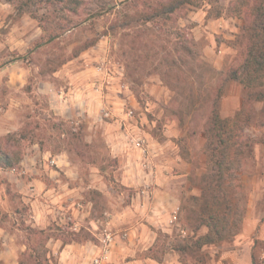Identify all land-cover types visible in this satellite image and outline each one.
<instances>
[{"label":"rangeland","instance_id":"rangeland-1","mask_svg":"<svg viewBox=\"0 0 264 264\" xmlns=\"http://www.w3.org/2000/svg\"><path fill=\"white\" fill-rule=\"evenodd\" d=\"M162 1L83 0L75 14L72 10L57 13L45 0H0V142L10 134L9 146L17 147L24 160L40 148L63 154L70 163L74 174L69 176L62 172L60 178L66 191L73 190L66 196V204L72 205L68 210L71 217L66 215L67 218L59 223L62 226L56 223L52 226L64 229L60 234L73 231L71 227L78 222L73 207L76 210L91 208L93 218H103L105 210L111 209L114 213L130 206L138 190L152 188V184L138 187L124 184L122 178L131 175L127 165L137 161L161 165L159 177L173 178L168 186L179 198L178 210L170 212L174 216H171L169 228L150 226L156 238L141 256L150 255L161 264H167L175 260L172 255L175 253V264H202L196 253L177 251L172 246L176 241L196 238L206 231V228L195 231L186 219L187 214L195 216L190 212L197 207L192 196L199 192L189 173L205 163L203 134L216 95L219 93L222 97L232 91L227 75L240 64L246 42L242 30L244 21L233 13L245 0H200L197 5L186 4L171 17L145 20L144 13ZM199 12H206L207 18H231L238 27L231 39H221L228 49L221 71L215 70L202 56L204 46L214 41L206 32L200 37L196 32ZM218 12L221 13L219 17L216 16ZM42 19L48 27L46 32L39 25ZM62 24L66 28H61ZM97 33L101 36L98 43L73 57L74 51ZM50 34L57 36L37 46L45 40L41 36L47 38ZM87 62L110 68L121 77L127 94L112 107H120L123 115L132 110V116H116L114 108H110L112 116H105L103 110L99 113L100 119L95 121L87 115H78L77 105L73 103L81 98L74 99L69 111L60 99H55L57 95H49L51 88L59 91L62 87H71L70 83L74 79L77 81L76 73L82 63ZM65 64H69L68 69ZM260 89L264 91V85ZM234 90L243 95L237 112L244 115V136L252 147L251 153L243 154V166L239 171L242 187L236 193L238 208L246 206L247 209L250 184L247 185L243 177L257 174L264 177V98L248 100L245 88ZM175 129L179 131L172 134ZM140 137L145 140L144 147L149 149L146 152L135 144ZM169 138L178 145L179 151L158 155L160 144L168 142ZM149 143L153 145L150 147ZM177 155L187 164L171 169L165 161ZM132 170L134 176L139 172ZM181 173L188 175L176 178L175 175ZM3 175L0 173V181ZM45 180L50 184L48 178ZM20 200V195H8V209L20 207ZM169 201V197L162 198L165 205ZM31 214L30 210L28 215H23L26 224H31ZM0 220H6L2 224L9 231L19 228L13 225V220L2 216L1 211ZM20 230V241H26V231ZM235 234L226 239V246L232 243ZM217 244L201 250L207 264H215L223 249ZM263 248L264 245H259L257 251Z\"/></svg>","mask_w":264,"mask_h":264},{"label":"crops","instance_id":"crops-1","mask_svg":"<svg viewBox=\"0 0 264 264\" xmlns=\"http://www.w3.org/2000/svg\"><path fill=\"white\" fill-rule=\"evenodd\" d=\"M237 29L238 27L231 21V18H207L206 12L203 14L199 12L196 32L200 34L199 37L206 32L207 37L214 41L212 44L204 46L202 56L211 62L215 70L221 71L225 67L228 49L225 47L224 40L221 39H231L235 36L234 32ZM65 68L68 69L69 64H65ZM92 70L94 71L92 72ZM66 71L69 73V70ZM76 74L77 81L74 79L70 83L71 87L67 89L62 87L59 91L51 88L48 92L49 95L51 97L57 95L55 99H60L62 106L69 111L72 110L74 99L81 98L79 102L73 103L77 105L78 115H87L95 121L100 119L99 113L106 108H114L113 114L116 116L123 115L120 107H112V104H119L121 101L119 99L127 94L124 91L121 77L115 71H110V68L107 69L103 65L87 62L86 64L82 63L79 73ZM230 88L232 91L221 97V114L223 117L235 115L240 109L241 99H243L242 93L240 94V91L237 93L234 90L245 88L241 83L231 80ZM123 101H125L124 97ZM125 115L123 116L127 118L128 115L126 113ZM117 120L120 121V118ZM176 130L179 131L175 129L172 134H176ZM166 141L168 142L160 144L158 155L161 153L169 155L179 151L178 145L173 143L171 138ZM169 142L172 144L169 145ZM152 145L149 143L150 147ZM166 157L164 156V158ZM165 162L170 164L171 169L184 167L187 164L183 162L181 155L171 157L169 161ZM127 168H129L131 175L128 174L122 178L124 184L137 187L152 184V188L138 190L133 196V203L130 206L116 210L114 213L111 209L105 210L103 218H93L91 208L76 210L73 207L78 222L74 223L71 229L76 232L87 230L91 238L65 241V234L59 236V233L64 229L52 228L51 231H58L59 233H55L59 235L51 237L46 247L49 249V253L56 257L58 264H93L94 258L102 255L106 248L109 249L107 258L103 259L100 264H161L159 260L150 255L142 257L141 253L148 250L156 238L155 233L150 231V226L162 225L163 229L170 227L171 216H174L170 215V212L177 209V202H179V198L174 194L173 189L168 186V182L172 183L173 178L166 180L159 177L158 172H161L162 167L152 161H137L127 165ZM132 169L139 171L136 176H134ZM62 172L69 176L74 174L73 168L64 159L63 154H52L51 151L40 148L39 152L29 156L28 160L22 159L16 168L11 170L0 168V173L5 174L1 177V215L8 211L7 196L15 193L20 195L22 201L31 207V225L37 228H48L54 223L62 226L59 224L60 221H64L67 218L66 215L71 217L68 210L72 205L66 204V200H68L66 196L73 191L69 187V191L65 190V183L60 178ZM186 175L188 174L181 173L175 176L179 178V176L184 177ZM45 178L49 179L50 184ZM245 178L243 177V181L247 185L250 184V192L241 228L233 239L231 238L232 243L230 245H225L228 240L217 244L223 249L219 253L216 263L214 262L215 264H253L254 250H256V255L261 264H264V248L261 251H257L258 245L256 249L254 248L256 238L264 243V177L262 174H257L254 177L247 176ZM7 186L11 189L9 194L6 190ZM166 197L170 198L167 205L162 203V198ZM79 205L82 207V204ZM173 207L175 208L173 209ZM166 212L168 213L166 214ZM167 215L169 216L167 217ZM88 219L90 220L89 223H87ZM3 222L6 220H0V260L4 264H19L21 254L27 250L26 241H20L18 231L21 232V230L19 228L9 231L2 224ZM81 222L87 224L84 225ZM147 239L149 241L146 243ZM172 255L175 260L171 262L169 260L167 264H175V253ZM215 259L214 257V261Z\"/></svg>","mask_w":264,"mask_h":264},{"label":"trees","instance_id":"trees-1","mask_svg":"<svg viewBox=\"0 0 264 264\" xmlns=\"http://www.w3.org/2000/svg\"><path fill=\"white\" fill-rule=\"evenodd\" d=\"M14 2V0H7ZM47 4L54 6L57 13H64L72 10L78 14V7L83 4V0H45ZM200 0H164L151 11L144 13L145 20H155L160 17H171L173 13L183 9L186 4L197 5ZM243 6L233 14L241 18L244 23L242 30L246 36L244 43L243 57L237 68L228 72V79L236 80L245 89V96L248 100L263 99L264 91L260 89L264 85V0H245ZM21 9L22 7H18ZM217 17L221 13L216 14ZM36 17V16H33ZM44 19L39 20V25L43 32L48 31L44 25ZM71 23V22H69ZM82 22H78L81 24ZM61 25V23H58ZM77 24V25H78ZM61 28H66L63 26ZM57 35L50 34L47 38L41 36L44 41L37 43V46L53 40ZM97 33L90 41L85 42L73 53V57L78 56L84 50L94 46L100 40ZM244 115L236 112L231 117H223L221 114V94L216 95L210 113L207 117L203 145L205 163L192 168L189 177L198 187V194H194L192 199L196 202V209H190L194 217L186 215V219L191 228L195 231L206 228L204 234L196 238L183 239V242L176 241L172 248L181 252L196 253L202 264H207L203 252L204 246L220 243L239 231L243 222L246 206L238 208L236 193L242 187L240 183L239 171L243 166V154L252 152L251 143L245 139ZM12 135L8 134L0 142V168L11 170L16 168L23 156L16 148L9 146ZM17 140L18 143V139ZM51 153L54 154L53 150ZM201 170V171H199ZM0 181V188L2 187ZM8 194L11 193L9 186L6 188ZM15 194V193H14ZM16 196H19L15 194ZM21 206L4 213L6 218L13 220V225L26 231L27 250L21 254L19 264H58L56 257L49 253L46 247L51 237L56 234L51 231L53 228H37L31 224H26L23 215L30 213V206L20 200ZM184 208V207H183ZM186 209V208H185ZM188 210V209H186ZM3 216V215H2ZM21 226V228H20ZM236 229V231H235ZM158 233H162L158 231ZM65 234V241L91 238L87 231H68ZM264 245L263 241L256 238L255 246ZM2 264V261H1ZM253 264H261L253 251Z\"/></svg>","mask_w":264,"mask_h":264},{"label":"built area","instance_id":"built-area-1","mask_svg":"<svg viewBox=\"0 0 264 264\" xmlns=\"http://www.w3.org/2000/svg\"><path fill=\"white\" fill-rule=\"evenodd\" d=\"M104 114H105V116H108V117H109V116H112V113H111V111H110L109 108H106V109H105ZM126 114H127L128 116H132L133 111L130 110V111L127 112ZM144 142H145V140H144L142 137H140L139 139H137V141L135 142L136 146H137L139 149H141L142 152H146V151H147V149L144 147ZM177 210H178V207H177V209H175L174 213H176ZM108 251H109V249L106 248V249L103 251V254H102V255H99V256L95 257L94 260H93V264H100V263L102 262L103 259L107 258Z\"/></svg>","mask_w":264,"mask_h":264}]
</instances>
